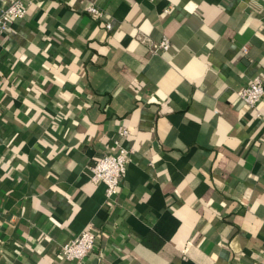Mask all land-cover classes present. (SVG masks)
Instances as JSON below:
<instances>
[{
    "label": "crops",
    "instance_id": "obj_1",
    "mask_svg": "<svg viewBox=\"0 0 264 264\" xmlns=\"http://www.w3.org/2000/svg\"><path fill=\"white\" fill-rule=\"evenodd\" d=\"M26 3L0 36V264H264V98L239 96L264 80V0ZM116 142L110 206L91 166Z\"/></svg>",
    "mask_w": 264,
    "mask_h": 264
},
{
    "label": "built area",
    "instance_id": "obj_2",
    "mask_svg": "<svg viewBox=\"0 0 264 264\" xmlns=\"http://www.w3.org/2000/svg\"><path fill=\"white\" fill-rule=\"evenodd\" d=\"M87 12L97 19L103 17L101 10L93 5L87 8ZM27 13L26 0H0V36L13 21L24 19ZM106 28L110 30L112 28L111 24H107ZM169 47V39L164 38L158 46L151 48V53L167 50ZM243 53H248L247 47L243 49ZM239 96L249 109H256L264 98V80L260 76H256L246 87L239 91ZM127 136V131L121 133V137L126 138ZM133 152V149H128L120 142H116V148L113 152L99 157L91 166L92 181L105 184L106 201L110 206L119 194ZM96 240V235L90 229H86L72 242L62 246L60 254L68 261H82L93 252Z\"/></svg>",
    "mask_w": 264,
    "mask_h": 264
}]
</instances>
